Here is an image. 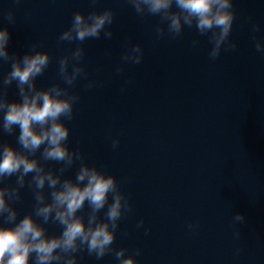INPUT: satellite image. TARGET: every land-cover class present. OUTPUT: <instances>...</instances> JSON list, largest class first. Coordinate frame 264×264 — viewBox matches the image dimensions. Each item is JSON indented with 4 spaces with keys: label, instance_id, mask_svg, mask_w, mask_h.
<instances>
[{
    "label": "clouds",
    "instance_id": "obj_1",
    "mask_svg": "<svg viewBox=\"0 0 264 264\" xmlns=\"http://www.w3.org/2000/svg\"><path fill=\"white\" fill-rule=\"evenodd\" d=\"M91 2L95 4L96 0ZM125 2L141 18L158 17L154 27L157 41L179 38L185 28L195 27L211 45L210 60H217L222 51L238 50V43L230 39L236 20L233 0ZM13 3L19 5L21 0ZM4 19L14 25L15 11L7 10ZM114 19L111 8L92 10L87 15L80 11L73 14L70 26L58 36V43L76 44L57 62L63 86L52 83L47 88L38 87L37 78L52 62L50 53L40 50L39 41L32 42L22 56L10 53L11 33L8 27H0V64L10 63V70L0 77V264H78L85 253L98 261L112 255L116 264H137L140 249L127 254L129 249L114 247L120 221L133 211L130 199L115 175L90 165L79 148L70 146V128L66 124L74 118L79 101V95L72 91L76 82L86 80L85 88L89 90L98 85L88 79L82 45L101 35L111 39L109 26ZM250 31L255 51L264 56V40L256 36L261 25L253 23ZM191 43L196 47L200 41L194 39ZM143 57L140 44H129L115 72L122 73L124 65H139ZM14 83L18 99L9 98V88ZM5 135H15L18 147L3 139ZM119 143L118 137L113 138V149ZM77 164L75 176L66 175ZM25 190L31 193L32 205L21 216L17 205L23 202ZM245 222L243 213L232 215L234 240H241L238 225ZM49 224L58 225L60 232L49 234ZM136 227L143 228L144 220L140 219ZM197 227L187 225L189 231ZM149 232L144 228L145 235ZM242 251L237 247L235 255Z\"/></svg>",
    "mask_w": 264,
    "mask_h": 264
}]
</instances>
